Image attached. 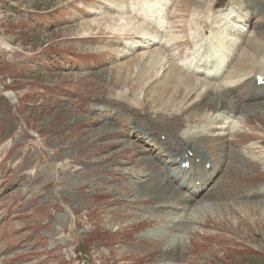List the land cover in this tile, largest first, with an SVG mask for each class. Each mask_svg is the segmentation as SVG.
Segmentation results:
<instances>
[{"label":"rangeland","instance_id":"1","mask_svg":"<svg viewBox=\"0 0 264 264\" xmlns=\"http://www.w3.org/2000/svg\"><path fill=\"white\" fill-rule=\"evenodd\" d=\"M132 1L136 7L145 8L143 20L157 27L163 38L150 34L149 30H158L145 25V29L138 30V38L131 40L134 34L124 36L121 30H115V27L101 20L103 17L117 20L120 16L132 19L128 12L108 11L112 4L123 7L120 2L0 0V264H264V203L258 204L254 212L250 208L245 213L238 212L233 205L229 208L224 206L240 201L251 205L254 201H264V103L242 107L240 102H234L230 97H221L227 102L226 105L235 103L239 111L242 110L238 112L240 116H235L236 120L229 110V116L222 121L223 127L229 121L236 124L241 135L233 141L240 143L239 146L222 144V148L217 133L214 132L210 140L213 131L209 133V128L205 138L187 142L190 147L177 145L175 134L169 128L170 124L177 126L172 119L161 118L159 125L151 126L156 127L161 135H166L165 141H162L164 136H161L159 142L170 146V151L180 161L177 166L164 165L172 174L180 163H187L185 180L194 185L196 181L202 180L200 185L208 186L213 182L207 180L214 168L221 167L222 171H215L214 176L218 175L216 184H212L214 186L208 196L206 190L204 196L189 204L191 209L193 205L210 202L216 206H200L196 213L192 212V222L185 220L179 227L176 226L177 220L188 211H183L185 203L170 205L159 197L152 198V201L144 200L136 205L138 207L131 205V209L124 208L126 201H133L136 191V187L130 185L133 179L151 186L152 183L154 186L160 185L156 189H164V195H168L166 200L177 198L180 189L175 180V184L162 181L167 182L166 186H161L162 182L155 184L156 176L160 175L155 169L139 174V169L144 167L141 159L153 158L156 163H161L158 159L163 157L165 160V157L157 156L155 147H142L147 146L146 143H137L136 139L142 135L136 133L135 138L130 133L134 126H141L139 131L147 128L145 110L120 111V104L110 103L108 97L120 91L125 93L126 87L118 84L109 91L105 81L99 79L98 75L119 68L118 64L137 59L135 65L140 70L148 52L158 51L160 55L163 54L162 62L155 71L170 56L176 59L174 63L186 68L195 62L194 56L198 50H203L205 44V38L197 35L202 26L199 28L194 22L201 17L193 9L195 0ZM202 1V10L212 8L215 12L214 15H205L204 19L208 22L212 19L216 21L220 14L230 12L227 7L231 3L243 2ZM263 2L247 0L253 6L262 5ZM214 3H217L216 6ZM158 5H161L159 10ZM242 5L245 7V4ZM162 13L165 16L160 20L159 15ZM247 13L245 11L244 16ZM135 15L141 17L138 12ZM230 18L226 20L225 30L229 32L227 37L231 43L233 31L240 28L250 29L247 37H251L255 29L258 32L254 33L260 37L264 33L262 13H256L250 22L251 26H242L243 18L234 13ZM100 20L102 22H98ZM163 21L168 23L166 29L161 28ZM85 22L89 24L82 27ZM208 22L213 28L214 20L211 24ZM218 25L220 23L214 24ZM126 26L130 33L136 31L137 26L139 28L138 22L137 26ZM117 37L119 40H114ZM151 37H158L155 41L161 38V43L165 41V45L168 43L169 51L163 52V45L160 49H142L150 44L147 41ZM183 40L187 44L179 48L170 45ZM118 44L120 46H116ZM261 46L258 42L256 46L244 45L237 52V58L231 62V67L236 60L249 64L253 54L260 52ZM99 47L105 49L98 50ZM213 48L210 53L219 55L215 51L221 47ZM106 49L117 50L118 53ZM153 78L148 79L150 86L157 81ZM199 78H205L212 84L208 77ZM249 82L255 84L247 79L240 86ZM133 84V80L128 84L127 94ZM170 93L165 90L154 97L164 105L175 99L176 95ZM3 94H9L16 102L13 100L12 105L2 98ZM142 95L140 93V100ZM143 104L146 106L147 102ZM181 105L177 104L176 107ZM93 107L96 110H92ZM103 107L105 112L100 117V108ZM113 108L116 110L113 111ZM113 112L114 126L118 132L105 133L88 142L91 134L108 123L107 116ZM192 112L193 107H187L181 117L182 120L190 117L188 128L202 125V122H198L199 118L192 117ZM206 142L210 143L212 153L206 152ZM189 148L192 156H183V150L189 151ZM232 148L251 155L249 157L255 160L244 161L241 167L238 165V156H232L238 151ZM223 154L224 157L221 156ZM202 157L205 162L196 163ZM232 159L236 161L235 164ZM207 162L212 172L205 169ZM226 166H230L227 174ZM236 166L241 167V176L236 175L249 180L237 182L232 179L231 172L236 173ZM229 182L234 184L231 190L228 189ZM125 185L131 187L125 189L124 195L119 194V189H113ZM235 188L237 194L232 192ZM259 188H263V191L260 192ZM148 195L155 196L152 193ZM136 211L137 217L127 214ZM175 231L178 234H174Z\"/></svg>","mask_w":264,"mask_h":264},{"label":"bare ground","instance_id":"2","mask_svg":"<svg viewBox=\"0 0 264 264\" xmlns=\"http://www.w3.org/2000/svg\"><path fill=\"white\" fill-rule=\"evenodd\" d=\"M91 1L94 2L97 0H91ZM105 1H108L110 3L120 2V4H121L122 2H127L129 0H105ZM158 2H159V0H158ZM214 4H210V5L214 6ZM203 5H204V2L202 0H195L193 2L194 9L198 11V15H203L202 17L195 19L196 23H198L199 25L202 26L205 33L208 32V34L210 36L208 43H211V42L217 43L218 41H223L224 38L220 37V39H218L217 36L214 37L213 31H212L214 29V27L212 28L211 25L207 24V21H205V20L203 21L202 18L207 13H211L214 11V9L209 8L208 10H206V12H203L204 9L202 10V8H201ZM236 5L238 7L237 9L234 8V6H236ZM159 6H161V5H158V8L156 7L157 10H159ZM254 6L257 7V6H259V4H254ZM230 8L234 11H237V10L243 11L245 7L240 2H238V3H234V5H232ZM151 12H153V11H151ZM254 12L264 14V11L262 9H260L259 7H257L256 10H254ZM248 14H249V12L246 14L244 21L246 23L250 24L248 20L251 16L248 18ZM129 16H131V15H129ZM135 19L137 20V22L140 23V24H138L139 28L137 26V22L133 18L131 19V18H127L124 16H120L117 20H112V19L109 20V19H106L104 17L101 20H103L104 22H107L112 27H115V30H121L120 32H123L124 36H126V35L128 36V35H132L135 33L137 34L138 30H140V29H145L144 23L140 22L139 18H135ZM101 20L98 22H102ZM124 23H125V25H124ZM88 24H89V22H85L82 25V27H86ZM212 24H214V23H212ZM126 25L137 26V29H136V31H133L132 33H130L129 29H127L128 27ZM146 27H147V25H146ZM152 29L154 30V28H152ZM182 29H184V26L182 27ZM146 30H148V29H146ZM254 31L258 32V30H256V29ZM254 31L252 33L251 38H244L243 32L238 33L239 37H238V34H236L237 38H239V40L242 41V44L237 46V48L235 47L233 49V54L237 55V52L239 50H241V48H243L244 45L247 47H249L251 45L256 46L257 42L262 45L260 47L261 48L260 52L258 54H253V57L251 58V62H249V64H242V62L239 63L236 60L235 63H233V65L231 67V61H230L229 69L231 67V70L230 71L227 70L228 72L226 71L224 74H220L221 67H219L218 64L215 65V61H216L215 57H207L204 54H201L200 58H198V61L201 62V64H199L198 68L196 70H194V72H192V73H188L181 66L177 67L175 65L177 63H174L173 57H171V56L169 58L167 57L166 62L163 65L161 64V67L155 71L156 66H158L162 62L161 56L163 54L160 55V53H159L160 51H158L156 53L155 52H153V53L148 52L149 55L147 56V59L145 61H143L144 65H143V67H141L140 70H137L138 65H135V64H137L138 59L136 61L129 60V61H126L125 63L118 64L119 68H116V67L112 68L107 73L106 72H102V73L100 72L98 76H99V79H101L102 81H105L106 85L109 88V91L112 90L113 87L118 86V84L126 87L125 93L124 92L122 93L120 91L117 95L115 94V95H111L110 97H108V101L110 103H119L120 104V111L124 112V110H130V112H134V111H137V112L142 111L143 112L145 110L144 113L147 115L146 116L147 128L142 129L141 131H139L140 129H137L136 126L131 128L130 133H132L135 137L137 134L142 135L141 138L136 139V142L139 144L146 143L145 145H147L149 147H155L157 149V156L159 155V156L165 157V160L163 157L158 159L163 165L172 166V167L177 166V164L180 161L178 160L176 154H174L170 151L171 150L170 146H168L166 144L162 145V143L159 142L162 135L160 133H158V131H156V127L151 128V126H153V125H159V122L161 121L159 119H161V118L162 119H164V118L172 119L174 122L177 123V126L174 125V127L172 124L169 125V128L171 129L170 131L175 134L174 139H175L177 145H188L186 143L189 141H197L198 139L205 138L208 135L207 134L208 132H206L207 128H209L208 129L209 133L213 131L212 134L210 135V140L213 138V133L214 132L217 133L216 136L221 139V142H222L221 147H222V144L223 145L224 144H230V141L235 139L236 136L241 135V133H240V130H238V128L235 127V124H233L232 122H229L228 126H226V127H221V126L218 127L216 125H218L219 122L225 118L224 114L226 113L227 110L231 109V113L234 116L238 115V112H241L242 110L239 111V108H238V106H236L235 103L233 105H226L227 102L226 101L224 102V100H222L221 97H229L230 96V98L233 99L234 102H236V101L240 102L242 107L247 106V105H255V104L259 105L261 103H264V87H260V86L255 85L257 76H260L264 79V44H263L264 43V33L260 37V35H258L257 33H254ZM247 32L248 31H246V33ZM128 37H130V36H128ZM245 42H246V44H245ZM154 44L155 43H153L151 45V47L156 46ZM177 44L178 43H176V45ZM166 45H163L162 49L166 48ZM100 49H105V48L99 47L98 50H100ZM106 51H110L111 53L112 52L118 53L117 50H113V49H106ZM120 53H122V52H120ZM114 55H115V53H114ZM123 55L125 56V54H123ZM202 55L204 56V58L202 57ZM240 60H242V57H240ZM200 66H201V68H200ZM207 66L212 67V68L207 70ZM201 76L208 77L211 80L212 84L208 83L205 78H202V79L199 78ZM150 77L151 78L154 77L153 78L154 80L157 79V81L155 82V85H153V86H150L151 82H150V80H148ZM247 79H251L252 82H254L255 84H252L249 82L245 86H240ZM132 80L134 81V84L131 85V88L129 87L128 94H127V88H128L127 86ZM216 84H218V85H216ZM246 87H248L250 93H246V91H245ZM165 90L171 91L170 94L171 95L173 94L174 96L176 95V97L174 100H169L167 103H165L163 105L161 102H159V100L156 97H154V95L158 94L159 92H163ZM140 93H143L142 100H140V98H139ZM148 94H151V96H148ZM2 98H4V100L6 99V101L8 100L10 103L13 102V100H14V103L16 102V100L12 99V96H10L9 94H3ZM131 100H133V101L131 102ZM145 101L147 102L146 106H144V104H143V103H146ZM14 103H11V104L13 105ZM177 104H182V105L179 107H176ZM187 107H193V112H192L193 116L192 117L193 118L194 117L199 118L198 122H202V125L197 126V127L188 128V126L190 124V117H188L187 119H184V120L181 119V117L184 115V112H185ZM92 110H96L95 107H93ZM115 110L116 109L113 108V111H115ZM104 112H105V107L100 108V113H102V115H100V117H103ZM235 112H237V113H235ZM148 114H150V116ZM113 115H114V112L111 114V116H107V119L109 120L108 123H104L103 126H101L97 132H95L94 134H91L87 139L88 142L93 141L95 138H97L100 135L102 136L105 133L112 134V133L118 132V129L114 126V119L115 118ZM120 116H123V115L121 114ZM238 116H240V115H238ZM117 122H118V120H117ZM211 125H213L214 127H212ZM143 126H145V124L142 125V127ZM230 126H231V131H228V128ZM172 128H174V129L172 130ZM168 130L169 129H167V132H169ZM129 144H132V143L129 142ZM193 146H194V144H193ZM200 146H203V145L201 144ZM181 147H183V146H181ZM188 147H190V146L188 145ZM206 148L208 149V151H210V153H212L211 152V145L209 144V142H206ZM183 152H184L183 156H185L187 154L189 157L192 156V155H190L191 149L189 151H187L185 149V150H183ZM223 153H224V151H223ZM236 155L240 159V161L238 162V165H240L241 167H243L244 161L250 162V161L255 160L252 157H249L251 155H245L243 152H238V154H235V153L232 154V156H236ZM221 156L224 157V154ZM232 161L235 164L236 161L234 159H232ZM141 162L144 165V167H141V169H139V174H142L148 170L152 171L155 169L156 173L160 174L159 176H156L155 184H158L164 180L167 182L170 181L171 183H174V180H175V182L178 186V189H180V195H178L177 198H174V199L170 198V200H166L165 198H168V195L167 196L164 195V192H165L164 189H156L160 185L154 186L152 183V186H151L150 184H143V182L141 180L133 179V181H132V183H130V185L133 184L136 187V189H135L136 191L133 195V201L132 202L126 201V204L124 206L125 209H128V208L131 209V205H134V207H138L136 205L138 203H143L144 200H151L152 201L153 200L152 198H159V197H162V200L164 199L163 202H166L167 204H170V205H174L176 203H181V202L186 204L188 202L193 201L195 197L202 196V195H200V193L202 191L211 190L212 187L214 186V185L209 183V185L207 186V188H209V189H207L205 185L204 186L200 185L202 180L200 182L196 181L195 185L188 183L185 179H184V181H181L180 176L184 177L185 172H186V169L182 168V165H183L182 163H180L179 168H174L173 176H171V175H169V173L159 172L162 170H160L158 161H157V163H158V165H157V163L154 161L153 158H145L143 160L141 159ZM232 167L233 166H231V168ZM202 168H204V167L202 166ZM240 168H238L236 166V168H235L236 173L231 172L232 179L234 178L237 182H241V181L245 182L246 180H249L248 178L240 177L241 176ZM229 169H230V166L227 167V170L225 171L226 174L229 172ZM220 170H221L220 166H218V168L215 167L211 176L215 174V171L219 172ZM236 174H240V176L236 175ZM137 175L138 174H136V176ZM177 176H179V177H177ZM211 176H210V178H211ZM157 177H158V180H157ZM96 184L97 183L95 182V185ZM236 186H238V185H236ZM127 187H131V186H127V185L120 186V187L116 186L113 189L114 190L119 189V194L124 195L125 194L124 191ZM182 188L185 189L184 192L181 191ZM233 188H234V184H231V183L228 184V189L231 190ZM237 188H235L232 191L234 194H237ZM239 189H240V186H239ZM200 190H201V192L199 193ZM259 191L262 192L263 188H259ZM149 193H152L153 195L155 194V196L152 197V195H148ZM217 197L219 198V196H217ZM195 201H197V200H195ZM263 203H264V201H254L251 205V204H248V202H241L240 201L237 203H227L224 206L229 208L230 205H233V207L236 210H238V212H241V213L244 212L245 213L250 208H253L251 210V212H254L257 205L263 204ZM200 206H201V208H206V207H211V206H216V205L211 203V202L207 203V204L203 203V205H198V206L193 205L192 209L188 205V208H186V209H188V212H186L183 216H181L177 220L178 222H177L176 226L182 225L183 221H185V220H187L188 222H192V220H193L191 218L192 212L196 213L199 210ZM144 208H146V207L144 206ZM162 208H163V210L168 212L165 209V207H162ZM190 210H191V213H190ZM127 214L129 217H137L138 216L137 211L136 212H128ZM177 232L178 231H175L174 234H176ZM145 239H146V237H145Z\"/></svg>","mask_w":264,"mask_h":264}]
</instances>
